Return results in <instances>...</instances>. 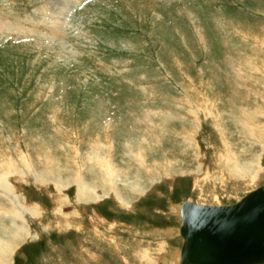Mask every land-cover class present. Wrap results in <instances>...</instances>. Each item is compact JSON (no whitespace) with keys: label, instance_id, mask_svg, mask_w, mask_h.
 Listing matches in <instances>:
<instances>
[{"label":"rangeland","instance_id":"374dc122","mask_svg":"<svg viewBox=\"0 0 264 264\" xmlns=\"http://www.w3.org/2000/svg\"><path fill=\"white\" fill-rule=\"evenodd\" d=\"M262 125L264 0H0V238L27 230L14 264L171 261L173 207L264 185ZM254 155L260 182L224 168ZM79 179L127 205L78 202Z\"/></svg>","mask_w":264,"mask_h":264},{"label":"water","instance_id":"95a60500","mask_svg":"<svg viewBox=\"0 0 264 264\" xmlns=\"http://www.w3.org/2000/svg\"><path fill=\"white\" fill-rule=\"evenodd\" d=\"M181 264H264V185L233 206L185 203Z\"/></svg>","mask_w":264,"mask_h":264},{"label":"bare ground","instance_id":"6f19581e","mask_svg":"<svg viewBox=\"0 0 264 264\" xmlns=\"http://www.w3.org/2000/svg\"><path fill=\"white\" fill-rule=\"evenodd\" d=\"M55 15V14H54ZM263 127L260 128L261 130L258 132L260 135H263V132H264V125H262ZM256 128V127H255ZM252 136V135H251ZM261 140H263V137L261 136L260 137ZM260 145L262 144L264 146V144L262 142H258ZM263 153V152H262ZM263 156V155H262ZM262 156H258L256 157L255 155L252 157V159H250L248 161V163H240L235 160L234 163L232 164L231 162H228L226 161L225 163L224 162H221L222 164L224 163V168L229 171V174L231 175V177H237L239 176L240 174H243V175H248L251 177V181L254 182V183H257L261 177H259V171H258V168H261L259 163V159L261 158L262 159ZM237 161V162H236ZM226 164V165H225ZM242 164V165H241ZM98 168V167H97ZM102 171V170H101ZM261 172V170H260ZM264 174V173H263ZM105 177V176H104ZM116 177V176H115ZM113 177V174L110 178H106V179H112V178H115ZM120 181H123V180H120ZM260 182V181H259ZM76 185H77V198H78V202H97L99 200H101L102 198L108 196L109 192L111 193H114L116 195V198L120 201V202H123L124 204L127 205L128 201L126 200V198L122 195L121 192L119 191H115V187L113 188L114 190H111L109 188H107V183L105 181H102L101 183V188L103 186V190L102 191H105L104 193V196H99L98 193H97V185L96 184H90L88 183L87 181H84L83 179H79L76 181ZM56 184L57 185H60L61 187H65L66 184L61 181V180H58L56 179ZM126 186L125 188H128L129 191H131L134 195L135 194H138L140 193V191H138L137 189L139 188V186H137V182H133V181H127L126 182ZM260 184V183H259ZM257 186V185H256ZM0 187L3 188V189H7L9 188V184L7 182V180L3 181L1 184H0ZM261 188V187H260ZM135 189V190H134ZM252 191V190H251ZM250 194V193H249ZM246 197V196H245ZM244 197V198H245ZM243 198V199H244ZM131 199V198H130ZM129 199V200H130ZM243 199H239L238 202H241ZM237 202V203H238ZM188 203V202H187ZM185 203H182L180 204L179 206L177 207H173L172 211L173 213H175V215L178 216V218L181 220L180 222V228L178 229L177 231V234H179L178 236L180 237L181 236V224H182V219H181V211H182V208L184 206ZM194 204V203H193ZM130 205V204H129ZM196 205H199V204H196ZM201 206H206V207H217V206H207L205 204L201 205ZM220 207H225V206H221ZM15 217L21 219V216L20 215H17L15 214L14 215ZM22 220V219H21ZM25 220V219H23ZM17 229V228H16ZM173 231H170L169 233H166V236H172L174 234H172ZM27 234V230L23 227H20L17 229L16 233H13L11 235V233L9 235H11L13 238L11 240H3L0 238V264H14L13 263V256H14V252H15V248L17 247V242L19 240H21L24 235ZM8 235V236H9ZM10 236V237H11ZM174 237V236H173ZM176 237V236H175ZM182 238V236H181ZM183 240V244H184V239L182 238ZM165 243V242H164ZM165 246V245H164ZM161 248V247H160ZM168 248V247H167ZM179 249V248H178ZM164 250V249H163ZM143 251V250H142ZM166 251V250H164ZM149 252V251H147ZM162 252V251H160ZM140 253V252H139ZM137 254V252H136ZM161 254V253H160ZM147 257H148V253L146 254ZM167 255V254H166ZM170 255V254H169ZM172 255V254H171ZM182 248L175 254L173 255L170 260H167L165 259L166 261L163 262V264H181L182 262ZM151 256V254H150ZM146 256H144V259L146 260L147 259ZM154 257V256H153ZM161 257V256H160ZM169 257V256H168ZM159 259V258H157ZM162 259V258H161ZM124 261V260H123ZM126 261V260H125ZM142 261V260H141ZM150 261V260H149ZM148 261V262H149ZM152 261V260H151ZM150 261V262H151ZM146 262V261H145ZM147 262V263H148ZM128 264V263H127ZM161 264V263H160Z\"/></svg>","mask_w":264,"mask_h":264}]
</instances>
